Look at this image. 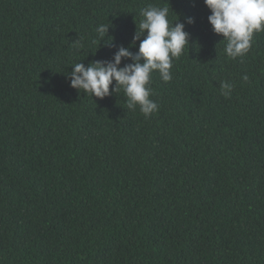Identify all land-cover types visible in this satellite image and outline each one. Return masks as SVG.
Instances as JSON below:
<instances>
[{
    "label": "trees",
    "instance_id": "obj_1",
    "mask_svg": "<svg viewBox=\"0 0 264 264\" xmlns=\"http://www.w3.org/2000/svg\"><path fill=\"white\" fill-rule=\"evenodd\" d=\"M149 4L190 33L172 80L152 73L159 111L71 87L73 64L138 51ZM210 14L204 0H0V264H264V32L232 59ZM101 24L114 39L100 45Z\"/></svg>",
    "mask_w": 264,
    "mask_h": 264
},
{
    "label": "clouds",
    "instance_id": "obj_2",
    "mask_svg": "<svg viewBox=\"0 0 264 264\" xmlns=\"http://www.w3.org/2000/svg\"><path fill=\"white\" fill-rule=\"evenodd\" d=\"M204 3L211 10L208 20L213 31L223 36L224 52L232 59L244 56L252 47L254 34L264 32V0H204ZM140 15L142 20L133 37V45L139 41L138 51L121 46L110 61L97 60L87 66L75 63L68 78L71 87L83 89L93 97L104 98L123 89L127 108L135 110L139 105L140 111L148 117L159 111L158 103L151 99L152 73L158 72L164 82L172 80L173 60L190 44V33L185 30L184 22L170 19L167 6L149 4L140 10ZM188 23H194L193 18L189 17ZM111 27L99 25L94 42L100 45L102 41L111 42L114 38L106 42ZM125 58L131 62L122 66ZM248 79L247 75L243 76L244 81ZM114 81L115 86L110 89ZM220 87L225 97L231 95V84L221 82Z\"/></svg>",
    "mask_w": 264,
    "mask_h": 264
}]
</instances>
